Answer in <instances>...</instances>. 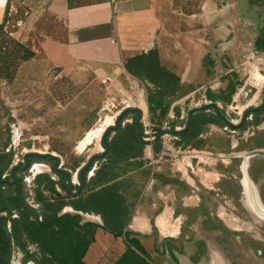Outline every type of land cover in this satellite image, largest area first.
<instances>
[{
  "label": "rangeland",
  "instance_id": "obj_1",
  "mask_svg": "<svg viewBox=\"0 0 264 264\" xmlns=\"http://www.w3.org/2000/svg\"><path fill=\"white\" fill-rule=\"evenodd\" d=\"M195 1L187 0L189 8L184 9L189 11ZM205 2H210L215 13L220 14V26L213 27L209 19L205 20L202 73L189 86L182 83L177 74L152 66V59L133 61L130 71L125 68L128 58H118L109 66L80 63L68 72L40 54L24 60L23 50L15 43L26 47L28 44L21 41L20 35L14 34L19 26H14V21L9 22L0 34V55H7L5 64L0 63V154L6 156L0 160L1 176L8 175L12 164L22 163L27 151L50 152L60 158L61 167L74 174L69 182L74 188L77 185L75 173L80 165L89 155L102 151L99 139L103 129L113 122L123 107L139 104L143 106L142 123L149 135L145 140L152 143L154 151L166 147L163 150L173 155L190 150L188 146L196 145L205 130H217L232 143L238 140L237 148L242 144L247 147L264 144V108L249 114L238 128L227 124L214 108H203L191 115V126L185 135L166 132L157 142L151 136L161 129L183 127L187 110L209 101L215 102L224 116L237 123L245 108L257 105L263 99L264 52L256 48L254 42L264 25V0ZM174 5L178 6V3ZM206 12L212 14L211 6L206 7ZM16 16L20 15L17 13ZM214 29H219L218 38L210 40ZM149 62L151 67H148ZM6 65L10 77L4 75ZM175 68L181 70V65ZM163 108L166 109L164 115ZM135 115L128 112L122 119L119 143L93 163L92 171L89 169L91 174L86 173L85 185L77 198H72L61 188L62 176L52 170L53 161L49 163L31 157L26 170L15 171L25 201L36 208L34 197L38 192L50 200L62 197L66 204L59 213L79 215L80 225H102L101 213L108 207V222L122 227L147 178L138 159H133L139 150L130 124ZM88 135H91L89 139ZM115 137L116 130L109 133V143H113ZM132 160L137 163L136 170ZM99 168L105 172L102 176L95 175ZM114 174L119 175L116 181L107 183L113 188L103 190L98 203L85 205L86 210L71 206L75 201L83 204ZM11 193L12 189L6 186L5 194ZM243 213V218L227 219L232 228L238 229L239 235L236 240L232 235L222 239L226 262L264 264V218L249 216L251 211ZM92 229L88 225L76 232L89 238ZM28 250L39 255L34 244H29ZM23 255L20 248L13 246L9 261L0 260V264H23ZM149 258L148 264L163 261L162 255L153 254ZM25 264L35 262L30 260Z\"/></svg>",
  "mask_w": 264,
  "mask_h": 264
},
{
  "label": "crops",
  "instance_id": "obj_2",
  "mask_svg": "<svg viewBox=\"0 0 264 264\" xmlns=\"http://www.w3.org/2000/svg\"><path fill=\"white\" fill-rule=\"evenodd\" d=\"M186 5L187 0H0V25L14 21V34L35 56L65 72L80 63L109 66L156 50L160 64L189 86L202 73L205 20L220 26V14L205 0L193 2L189 11ZM200 136L190 150L170 155L166 147L154 151L146 144L142 156L133 158L147 178L124 230L149 255H162V264H227L222 239L239 235L227 219L243 218V211L264 218V155L250 154L264 151V144L237 148L238 140L232 143L217 130ZM136 164L132 160L134 170ZM125 248L123 236L97 227L83 261L113 264Z\"/></svg>",
  "mask_w": 264,
  "mask_h": 264
},
{
  "label": "trees",
  "instance_id": "obj_3",
  "mask_svg": "<svg viewBox=\"0 0 264 264\" xmlns=\"http://www.w3.org/2000/svg\"><path fill=\"white\" fill-rule=\"evenodd\" d=\"M2 28L3 26L0 25V34L2 32ZM15 44L17 47H20L23 50L22 59L26 60L34 55V52L31 51L29 47H26L20 43ZM254 45L256 48L264 52V25L260 29L259 35L255 39ZM6 56V53L0 55V63L2 62L3 65L6 62ZM142 59L143 61L152 59L154 65L149 62L148 67H151V65L156 66L164 70L165 72L172 74V72H170L160 64L156 50H151L147 53H141L139 55L128 58V61H126L125 68L130 71L131 63L133 61H139ZM7 69L8 66L6 65V67L4 68V70H6V73H4V75L10 77L11 73L8 72ZM211 107L214 108L217 113L223 118L224 115L216 108V106H208L204 109H208ZM263 108L254 111V113L262 111ZM165 111L166 109L163 108L162 115L165 114ZM134 117L130 124L132 125V128L134 129L136 135L135 141L139 143V150L136 155V157L138 158L139 156H142V150L144 146L146 144H150L151 142L146 141L140 135L139 127L134 122ZM190 126L191 121L189 122L188 126L181 131H172L175 128H167L156 131L151 136H154L155 142H157L160 139L161 135L166 132L174 133L177 136H183L187 133V131H189ZM240 126L241 124L237 127ZM122 131L123 128L120 124V126L116 130V137L114 138L113 143H109L108 137L106 138L105 143L108 146L106 154L109 153L115 143H119L122 136ZM5 157V155L0 154V160ZM41 160L50 162V159L48 158H41ZM86 173L83 174L84 185L86 181ZM104 173L105 172L103 171V169L99 168L95 175L102 176ZM118 176V174H114L111 178H107L105 180L106 183H104L102 189H98L95 192L91 193L87 197V199L83 201V204L81 202L75 201L71 203V206L74 209L86 210L84 208L85 205L89 203H98L99 196L102 195L101 192L103 190H110L113 188V185L107 183H109L110 181H116ZM122 180L126 179L123 178ZM69 185L72 187L71 184ZM6 186L12 189V193L9 196L5 194ZM60 186L63 190L67 191V189L61 184V180ZM0 191V260H3V262L5 263L9 261V256L12 247L16 246L17 248H20L24 253L22 258L23 264L30 260L34 261L35 264H85L83 261V257L88 249L89 244L94 240L95 229L97 227H101L103 230L108 231L115 236H123L126 244L124 252L113 264H148V262L146 261L150 259L149 254L142 247L138 239L132 236V233L130 231L124 230L131 211L128 213V216L122 227H118L115 224H110L108 222V216L110 214L109 212H107L108 207H106V212L101 213V218L103 220L102 225H90L88 223H83L82 225H80L79 215H68L59 213L61 207L66 204L64 198L62 197L56 196L54 200H50L48 197L43 196L41 195V193L38 192L35 194L34 197V201H36L38 207L35 208L27 204L25 201L22 186L20 185L16 177V173L15 181L12 184H0ZM78 195H71V197L77 198ZM106 202L108 203V201ZM13 212L17 214L16 217L11 216ZM88 225L93 228L92 234L89 238H87L85 235H82V233L76 232V229H81ZM29 244H34L36 246L37 250H39V255L32 253L28 250Z\"/></svg>",
  "mask_w": 264,
  "mask_h": 264
},
{
  "label": "water",
  "instance_id": "obj_4",
  "mask_svg": "<svg viewBox=\"0 0 264 264\" xmlns=\"http://www.w3.org/2000/svg\"><path fill=\"white\" fill-rule=\"evenodd\" d=\"M208 106H217V105L215 102L209 101L208 103H205L203 105L195 106V107L188 109L187 113H186L185 125L181 128H175L172 131H181V130L185 129L190 122L191 114L194 111L206 108ZM263 107H264V90H263V99L261 100V102L258 103L257 105H253V106H249V107L245 108L242 111L241 116L239 118V121L237 123L232 122V120L227 118L226 116H223V120L227 124L234 126V127H237L246 119V117L249 114H251L252 112L257 111ZM128 112H134L136 114L134 117V122L139 127V133L144 139L148 138L149 135L146 132L145 127L142 123V118H143L142 109H140L137 106H125V107H123L121 110H119L117 115L114 117L113 122L111 124L107 125L103 129V131L100 135L99 144L102 148V151L89 155L86 158V160L80 165V167L77 169V171L75 173L76 179H77V185H76L75 189H72L71 186L69 185V182H72V177L74 174H72L70 170H68L64 167H61L60 158L57 155L52 154L50 152H37V151H27L26 153H24L22 163L12 164L9 167L8 175L0 177V184H2V183L12 184L15 181V171L16 170H19V171L26 170L30 165V158L31 157L48 158L54 162V164L52 166V170L56 173H61L64 175V177L61 180V184L67 189L69 194L72 196L78 195L80 193V191L82 190L83 185H84L83 174L86 172L88 173V175L91 174V171L93 169V167H92L93 163L97 159L102 158L106 154V152L108 150V146L105 143L106 138L108 137L110 132H113V131L118 129V127L121 124L122 119L125 117V115H127ZM255 153L264 155V151H252V152H250V154H255ZM89 169H91V171H89ZM0 195H1V191H0Z\"/></svg>",
  "mask_w": 264,
  "mask_h": 264
},
{
  "label": "flooded vegetation",
  "instance_id": "obj_5",
  "mask_svg": "<svg viewBox=\"0 0 264 264\" xmlns=\"http://www.w3.org/2000/svg\"><path fill=\"white\" fill-rule=\"evenodd\" d=\"M238 128V127H237ZM52 162V160H50V162L49 163H51ZM60 175H62V178L64 177V175L63 174H61V173H59ZM62 178H61V180H62ZM26 203L27 204H29V205H31V203L30 202H28V201H26ZM38 205V204H37ZM12 217H16L17 216V214L15 213V212H13L12 213V215H11ZM9 226V225H8Z\"/></svg>",
  "mask_w": 264,
  "mask_h": 264
},
{
  "label": "bare ground",
  "instance_id": "obj_6",
  "mask_svg": "<svg viewBox=\"0 0 264 264\" xmlns=\"http://www.w3.org/2000/svg\"><path fill=\"white\" fill-rule=\"evenodd\" d=\"M137 107H139L140 109H143V106L141 104H139ZM101 131V130H100ZM98 132L94 133V136L97 135ZM92 135V134H91ZM91 135H88L87 139L90 138Z\"/></svg>",
  "mask_w": 264,
  "mask_h": 264
}]
</instances>
